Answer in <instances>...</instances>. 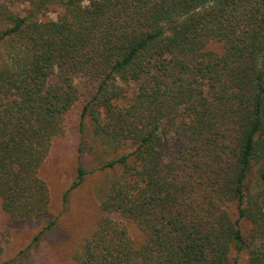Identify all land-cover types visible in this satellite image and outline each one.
Returning <instances> with one entry per match:
<instances>
[{
  "label": "trees",
  "instance_id": "trees-1",
  "mask_svg": "<svg viewBox=\"0 0 264 264\" xmlns=\"http://www.w3.org/2000/svg\"><path fill=\"white\" fill-rule=\"evenodd\" d=\"M77 77L95 85L81 120L117 152L101 167L123 175L74 264H264V0H0V200L15 220L49 211L40 168Z\"/></svg>",
  "mask_w": 264,
  "mask_h": 264
},
{
  "label": "rangeland",
  "instance_id": "rangeland-1",
  "mask_svg": "<svg viewBox=\"0 0 264 264\" xmlns=\"http://www.w3.org/2000/svg\"><path fill=\"white\" fill-rule=\"evenodd\" d=\"M49 18L55 19L57 14L51 12L45 17ZM208 47L216 52L222 50L215 40ZM75 84L79 98L66 114L65 130L54 139L40 168V175L49 187V211L38 218L15 220L2 209L0 200V264H74L75 251L100 216L102 198L113 181L123 175L121 168L101 167L117 152L108 136L97 134L89 117L81 120L83 106L93 96L95 85L83 77H77ZM80 143L87 175L80 186L70 190L64 205L63 194L77 177ZM225 206L235 218L236 205ZM53 219L57 223L36 240V235ZM245 226L249 228L250 224ZM230 257L234 259V250L230 251ZM240 260L241 264H247L246 252Z\"/></svg>",
  "mask_w": 264,
  "mask_h": 264
}]
</instances>
